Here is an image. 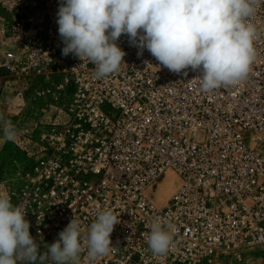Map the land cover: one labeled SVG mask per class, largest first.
Listing matches in <instances>:
<instances>
[{
	"label": "built area",
	"instance_id": "built-area-1",
	"mask_svg": "<svg viewBox=\"0 0 264 264\" xmlns=\"http://www.w3.org/2000/svg\"><path fill=\"white\" fill-rule=\"evenodd\" d=\"M61 3L0 0L11 23L1 66L49 82L31 100L54 114L24 115L15 126L29 164L9 196L30 234L51 244L74 217L86 236L111 209L117 251L94 264H243L247 250L264 251V4L249 18L256 57L247 79L204 92L198 70L170 72L126 35L119 70L95 78V65L62 55ZM169 170L179 186L156 208L147 189ZM157 219L174 238L163 256L146 240ZM80 264H89L86 253Z\"/></svg>",
	"mask_w": 264,
	"mask_h": 264
},
{
	"label": "clouds",
	"instance_id": "clouds-1",
	"mask_svg": "<svg viewBox=\"0 0 264 264\" xmlns=\"http://www.w3.org/2000/svg\"><path fill=\"white\" fill-rule=\"evenodd\" d=\"M264 0H62L57 12L62 55L72 54L95 65L102 79L117 72L126 55L117 44L122 35L132 46L147 49L170 72L187 76L199 71L200 88L210 92L247 79L256 57V27L250 22ZM3 139L17 129L0 117ZM119 220L111 209L98 213L87 235L72 218L51 244L30 234L25 210L0 193V264H89L117 251L111 234ZM153 255L163 256L173 244L167 222L154 220L147 235ZM46 251H41V245Z\"/></svg>",
	"mask_w": 264,
	"mask_h": 264
},
{
	"label": "rangeland",
	"instance_id": "rangeland-1",
	"mask_svg": "<svg viewBox=\"0 0 264 264\" xmlns=\"http://www.w3.org/2000/svg\"><path fill=\"white\" fill-rule=\"evenodd\" d=\"M10 26V18L0 5V117L11 120L15 126L24 115L31 118L39 117L43 122L49 121L54 116L51 109L31 100L32 94L42 86L49 85V82L35 77L25 80L16 78L1 66ZM2 137V122H0V193L10 195V192L18 187L20 174L29 162L20 149L16 136L11 141H5ZM170 181L171 184L167 185ZM179 182L178 174L169 170L147 190L146 195L154 206H164L178 188ZM243 264H264L263 249L247 250Z\"/></svg>",
	"mask_w": 264,
	"mask_h": 264
},
{
	"label": "bare ground",
	"instance_id": "bare-ground-1",
	"mask_svg": "<svg viewBox=\"0 0 264 264\" xmlns=\"http://www.w3.org/2000/svg\"><path fill=\"white\" fill-rule=\"evenodd\" d=\"M163 175H164V174H163ZM159 178H160V177H159ZM159 178H158V179H159ZM158 179H157V180H158ZM157 180H156V181H157ZM179 180H180V179H179ZM156 181H155V182H156ZM155 182H154V183H155ZM169 183L171 184V181H170V182H167V185H168ZM179 183H180V182H179ZM152 185H153V184H152ZM152 185H151V186H152ZM151 186H150V187H151ZM150 187H149V188H150ZM149 188H148V189H149ZM148 189H147V190H148ZM146 196H147V195H146ZM147 198H148V197H147ZM148 199H149V198H148ZM152 204H153V203H152ZM155 207H156V206H155ZM161 207H163V206L156 207V208H161Z\"/></svg>",
	"mask_w": 264,
	"mask_h": 264
}]
</instances>
